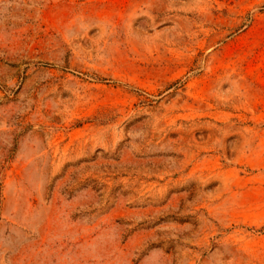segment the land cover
Wrapping results in <instances>:
<instances>
[{
  "label": "rangeland",
  "instance_id": "1",
  "mask_svg": "<svg viewBox=\"0 0 264 264\" xmlns=\"http://www.w3.org/2000/svg\"><path fill=\"white\" fill-rule=\"evenodd\" d=\"M0 264H264V0H0Z\"/></svg>",
  "mask_w": 264,
  "mask_h": 264
}]
</instances>
